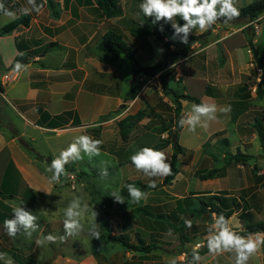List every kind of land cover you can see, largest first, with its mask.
I'll return each mask as SVG.
<instances>
[{
  "label": "crops",
  "instance_id": "1",
  "mask_svg": "<svg viewBox=\"0 0 264 264\" xmlns=\"http://www.w3.org/2000/svg\"><path fill=\"white\" fill-rule=\"evenodd\" d=\"M252 1L238 0L239 9ZM2 2L6 8L16 14V18L23 14L21 9L28 7L27 0H2ZM118 2L122 8L121 15L106 17L94 0H57V2L54 1L53 9L49 7L47 0H38L37 3L42 4V8L39 13L33 11L28 14V24H21L12 32L0 35V85L3 88L2 91L0 90V96L4 99V105L0 104V115L3 113L2 107L4 106L10 119L9 126L11 128L0 127V187L6 167L12 161L19 173L16 179L20 188L16 197L0 199L5 204L12 207L23 204V207L30 210V207H27L29 202L32 204L41 196L43 198L52 196L60 185L48 183L50 173L42 169L40 164L49 166L47 157L54 159L62 149L72 142L75 136L83 134L88 128H101L99 133L102 134L104 132L102 127L105 126L108 130L120 116L132 107V101L126 100V94L130 87V80L134 75L133 66L131 78H128L127 84L123 87L118 70L119 63L116 61L124 55L116 56L109 51L102 50L99 48V44L108 31L120 34L123 41L136 50V57L141 63V61L152 57L153 44L157 36L151 33L150 22L146 21V16L140 10L139 6L142 0H118ZM0 16L4 15L0 13ZM263 18L264 12L247 23L250 24L254 20H258V30H256L253 40L255 46L256 36L261 32L259 20H263ZM15 19L8 17L9 21L3 23L0 29ZM155 24L171 27L170 24H164L163 21ZM231 24L232 22L224 23L221 20L207 32L200 33L198 29L194 30L193 35L204 36H199L193 41L190 47L194 50L182 59L192 60L193 65L182 64L178 76L181 79L184 76L191 77L195 81H202L203 87L200 86L202 102L215 103L218 106L231 105L230 113L218 112L217 119L213 121V127L206 128L200 135H203L208 141L215 136L210 141L212 147L218 144L230 146L227 133L228 125L231 123L232 131L238 133L239 141L229 153H236L240 150L253 157L246 163L226 165L228 151H224L223 148L217 157L211 150L212 147L204 149L198 144L195 148H191L180 143L185 151L178 156V161H182V158L190 153V165L198 164L195 169H192L196 174L225 166L223 172L214 178L201 179L197 175L199 179L213 184L198 189L189 199L183 198L182 202L183 206L188 204L189 211L200 208V196L203 194H217L227 198L235 196L238 198L240 207L229 219L234 230L240 231L246 222L257 218L258 208L264 203V165L256 162L258 158L264 159L260 156L264 153H252L254 141L259 137L254 127L257 118L261 120L264 128V95L257 94L258 88L264 89V67H260L253 57L247 43L248 36L242 30L245 25L238 28L237 31L235 29L233 33H229ZM173 31L171 27L163 33L166 40L168 36H172ZM235 34L240 35L239 40L234 36ZM157 40L161 39L157 37ZM160 47L164 49V46ZM170 47L173 49V45ZM243 47H247V56L242 51ZM181 48H183L181 44L176 45V49L180 50ZM201 49L206 50L201 51ZM257 49L258 55L262 56L258 47ZM20 52H24L26 55L27 61L22 63L26 66V70L16 72L13 70L15 66L13 62ZM157 57L159 56L153 55L152 58ZM5 74H11L13 79L5 82L3 79ZM140 74L142 75V73ZM184 87L185 93H188L186 86ZM185 101L182 100L183 107ZM119 108L123 110L122 113L112 116ZM15 120L23 121L24 127H18ZM210 123L212 124V121ZM30 127L32 130L28 131ZM64 132L74 133L68 139V143L55 142L54 136ZM26 138L30 139L28 142L31 147L43 158H38L34 151L26 149L21 144L20 139L27 140ZM38 139L45 141L47 151L44 153L38 151L34 146V144H38ZM169 146L171 145L167 147ZM261 149L264 150L262 143ZM218 160L221 165L217 167L215 162ZM255 165L257 171H254ZM182 171L178 167L177 175L182 174L184 177ZM27 186L35 192L34 200L24 199L23 193ZM127 197L129 198V196ZM32 206L34 207L35 204ZM159 206H154V208L160 209ZM140 207H143L139 208L143 214L151 215L150 205ZM243 208L245 211H242ZM161 210L165 214L172 213V210L168 212L163 208ZM243 212L245 213L243 214ZM247 212L250 213V216ZM154 215L163 216V214ZM207 216L212 223L213 213H208ZM233 218L238 219V224L233 223ZM192 227L195 232L204 226L192 225ZM123 233L133 243H137L139 238L147 244L150 243L133 228L127 229L126 232L121 231L119 235ZM207 234L205 233L202 237L206 239ZM151 235L150 231L149 236ZM16 237L9 238L3 228V223L0 222V253L11 254L13 259L21 264H36L37 261L24 258L19 254L17 249L19 246H16L15 243ZM61 244L63 247L65 243ZM156 249L150 252L130 250L128 252L131 253L127 255L126 263L129 264L133 259L139 258L138 264H146L147 259L154 258L148 262L152 263L156 259L162 258L157 254ZM62 251L65 252L64 249ZM262 252L264 249L250 260L249 264H255V261L256 264H260L261 259L264 261ZM63 253L54 256L49 264L65 258L66 255ZM14 254L19 256L21 262L14 258ZM186 255L187 251L183 250L182 256L175 259L184 261L187 258ZM96 257V254L89 256L85 254L84 264H88V261L92 263L94 260L100 262L101 259ZM201 257L199 264H234L231 254L217 257L207 252ZM166 262L164 261L162 264Z\"/></svg>",
  "mask_w": 264,
  "mask_h": 264
},
{
  "label": "rangeland",
  "instance_id": "2",
  "mask_svg": "<svg viewBox=\"0 0 264 264\" xmlns=\"http://www.w3.org/2000/svg\"><path fill=\"white\" fill-rule=\"evenodd\" d=\"M54 1L57 2V0ZM239 6L240 3H237L238 8ZM8 21L7 16H0V27L3 23H7ZM231 22L232 24L229 26L228 31L229 33H233L235 29L237 31V29H240L243 25H245V27H243L242 30L247 36L252 32L256 33L254 24H247L249 23L248 18L239 16ZM259 22L261 23V32L256 36V46L259 48L262 56H264V18L263 20L260 19ZM199 36L203 37L204 35ZM234 36L237 37L238 40L240 39L239 34H235ZM155 40L152 57L153 55L159 57H150L141 61V64L146 66L162 64L164 69L157 71L154 70L155 72H152L150 75L139 74V76H142L141 87L146 83V88L143 90L140 97L134 101L130 110L120 116L119 119L113 123L111 128L106 130L105 126L102 125L104 126L102 127V129L104 128L102 134L101 132L99 133L101 128L98 129V127L88 128L83 132V134L90 135L94 139H100L103 141V144L101 145V155L99 157H93L92 159L85 157L83 161L70 163V165L76 170L67 171V176L61 177V183H59L60 186L55 190V193L52 196L49 198H43L41 196L34 201V203L31 204L29 202L27 207H30V211L38 216L39 228L37 232L33 233L31 238L24 235H17L15 243L16 246H19L17 249L22 257L31 258L35 260V262L37 261L36 264H49L54 256L58 255V253L62 254V250L64 249L65 252L63 254L66 255L65 258L52 264H84L85 260L83 257L85 254L88 256L96 254V258L101 259L100 262L94 260V262L89 263L88 261V264H127V255L131 253L128 252L130 250L124 248L120 243L109 240L106 237L107 229L102 226L105 221H108L111 224L113 235L118 236L121 231L126 232L127 229L133 228V230L140 232V234L150 242L148 244L155 243L158 245L156 252L161 255L162 258H158L152 263H148L154 259L149 258L147 259L148 262L146 264H162L164 261L178 258V256H182L183 250L189 251L197 242L205 241V238H203L202 235L207 233V227L211 224V221L207 216L208 214L204 216H191L187 209L188 204L187 206H183L182 201L184 200L183 198H185V200L189 199L194 192L198 191V189L209 187L213 183L205 182L198 178V174L195 172L193 173L194 170L192 169H195L198 164L196 163L194 166L190 165V153L185 155L182 158V161L179 160L177 163L178 167L183 170L182 173L184 174V177L182 174H178L172 182L160 185L150 191L144 190L136 184L137 187L148 193L146 201H141L139 204L127 203V201H125L124 204H120L114 202V198L110 196L113 190H119L121 193V189L127 181L137 182L139 180L150 184L151 178L138 172L132 165L129 157L139 150L141 146H154L162 142L164 138L168 136V132L173 130L175 106L171 101V97L163 94L156 75L164 71L170 72L171 76H173V79L170 80V84L173 87L177 88L180 92H185L184 86H186L188 93L199 98L202 96V90L200 89V86L203 87L202 81H195L194 79H191V77L184 76H182L181 79L180 76H178V71L181 70L182 64L188 66L193 65L192 60L182 59L190 55L194 50L190 47L194 40L189 37L188 44L173 41L169 36L167 40H157V37ZM165 42L168 44L169 51L161 55L157 49L161 48L160 46H164ZM179 44L183 46L180 50L176 49V45L179 46ZM170 45H173V49H171ZM183 50H186L185 54H183ZM242 51L247 56V47H243ZM117 62L119 63L118 70L120 79L124 87L128 82V78H131L132 62L125 56H121L116 63ZM173 64L175 65L172 66ZM129 101H133V99ZM0 104L4 105V99L1 96ZM193 104L194 103L191 101H185L182 116H186L191 111ZM2 108L3 113L0 115V127L5 126L11 129L9 126L10 119L5 112V107L3 106ZM139 110H145L147 115L132 129L127 140L124 141L120 133L118 121L124 118L127 113H136ZM122 111L123 110L119 108L112 116L122 113ZM15 121L18 127H24L23 121ZM210 122H208L207 128L213 127V121L212 124ZM31 130L30 127L28 131ZM205 130V128L198 126L195 132H190L188 131L187 126H185L181 131L180 143L183 146L191 148H195L198 144L203 146L204 149L211 148L210 141H212L215 136L209 139V141L205 140L204 136L200 135V133ZM72 134L74 133L64 132L55 135V142L68 143V139ZM227 137L230 141V146L227 144H213L216 146H213L211 150L217 157V154L222 151V148L229 153L231 148L239 141L238 133L232 131L231 123L228 125ZM29 140L30 139H27L26 141ZM34 146L41 153L47 151L45 141L42 139H38V144H34ZM162 150L167 154L168 160L171 163V154L173 152L172 147L169 146ZM252 153H264V150L261 149V141L259 137L254 141ZM260 156L264 157V154ZM257 161L260 165H264L263 158H258L256 162ZM215 163L217 167L221 165L219 160ZM40 167L46 170L48 166L40 164ZM103 168H107L108 174L106 177L101 176V170ZM50 175L51 174H49V176ZM155 179L156 184H161L163 181L161 178ZM176 181L179 182L176 183ZM78 196L82 198L83 202L88 204L90 209H94V211L98 213L96 218V230L99 232V238H96L89 232V224L87 219H85V221H83V231L76 236L68 237L64 242L65 244L63 247L61 244L62 242H59V240L56 243H45L42 246H38L36 244L38 238L43 239V237L48 234L57 237L64 235V210L69 202L74 197ZM124 197L126 200L130 199L127 196ZM33 204H35V209L32 206ZM147 204L151 207V211H149L151 215L143 214V212L139 211V208H143L140 206ZM154 206H159L160 209L157 207L154 208ZM161 208L167 212L172 210V213L165 214ZM153 213L163 214L164 217H155ZM257 213H259L256 216L257 218H252L251 222L264 220V203L258 208ZM88 215H90V213ZM185 219L191 220L192 225H202L204 227L199 228L194 232L192 226L191 228L185 226ZM232 221L234 224H238L239 222L237 218H233ZM205 222L208 223L206 224ZM170 224H173L175 228L182 224L185 234L190 237V241L184 244L181 243L179 233L175 228L173 229ZM168 229H172L173 236H167ZM150 231L152 232L151 236H149ZM5 254L6 258H11L13 264H21L15 261L11 254L6 252ZM262 256H264V252H262ZM68 260H71V262H68ZM138 262L139 258H135L129 264H138ZM0 264H4V261L0 260ZM260 264H264L262 259Z\"/></svg>",
  "mask_w": 264,
  "mask_h": 264
},
{
  "label": "clouds",
  "instance_id": "3",
  "mask_svg": "<svg viewBox=\"0 0 264 264\" xmlns=\"http://www.w3.org/2000/svg\"><path fill=\"white\" fill-rule=\"evenodd\" d=\"M237 3L238 0H142L139 7L147 18H152L153 23L163 21L164 24L171 25L174 30L170 37L171 40L188 44L189 36L194 30L198 29L200 33H204L211 30L218 21L222 20L224 23H228L237 19L240 15ZM27 5L28 7L21 9L25 15L33 11L39 13L42 8V4H38L37 0H27ZM0 13L11 19L16 18V14L6 8L2 0H0ZM177 17H180L184 23H178ZM163 30V24H161L160 31ZM205 50L201 49V51ZM157 51L163 53L164 49L158 48ZM13 70L16 72L25 71L26 66L17 62ZM218 112L230 113L231 105L218 106L208 102L193 104L191 111L179 119L178 125L181 128L187 126L190 132H195L198 126L206 129L208 122L217 119ZM102 144V140L94 139L90 135L75 136L72 142L51 160L46 169L51 174L48 177V183H61V177H66L68 174L66 165L83 161L85 157L88 159L99 157ZM129 159L138 172L151 178L148 185L151 188L157 186L155 178L163 179L173 174L171 163L163 150L144 146L134 152ZM107 174V168H103L101 176L106 177ZM125 187L130 199L126 200L119 190H113L110 196L114 198V202L124 204L127 201V203L139 204L141 201L147 200L148 193L135 184L128 183ZM22 205L14 207L12 218L4 221L3 228L11 238H15L17 235L31 238L39 228L38 216ZM89 213L90 215H88ZM97 215L98 213L94 209H90L81 197H74L64 210V235L57 237L48 234L43 239L38 238L36 244L42 246L45 243H56L58 240L65 242L68 237L76 236L83 231L85 219L89 224V232L99 238V232L96 230ZM184 223L186 227L191 228V220L185 219ZM207 233L204 242H197L192 247L191 258L186 261V264H199L202 259L200 250L203 247H206L208 253L213 256L231 254L234 264H249V261L264 249V234H239L231 226L230 219L223 213L219 215L213 213L212 223L207 227ZM167 236H173L172 229H168ZM0 260H3L4 264H13L11 258H6L5 253H0ZM167 264H178V261L173 258L168 260Z\"/></svg>",
  "mask_w": 264,
  "mask_h": 264
},
{
  "label": "trees",
  "instance_id": "4",
  "mask_svg": "<svg viewBox=\"0 0 264 264\" xmlns=\"http://www.w3.org/2000/svg\"><path fill=\"white\" fill-rule=\"evenodd\" d=\"M95 3L98 5V7L102 10V13L106 17H116L121 15L122 8L118 2V0H94ZM47 3L50 8L55 7V3L53 0H47ZM264 12V0H253L251 3L242 6L240 9V15L241 17L248 18L249 20L254 19L258 15ZM147 22H150V28L151 33L155 34L158 38L164 40L165 31L168 29H171L169 25L163 26V31H160V26H157L155 23H153L152 18L145 17ZM177 22L180 24H183L184 21L180 18H176ZM29 22V15L21 14L13 20L12 22L4 25L0 29V35L8 34L12 32L15 28H17L19 25H26ZM192 38V40L197 39L198 35L190 34L189 36ZM254 38L255 33L252 32L247 37V43L250 46V49L253 53V57L257 60L258 65L260 67H264V56L258 55V49L254 45ZM99 48L105 51H109L113 53L116 56L124 55L125 57L129 58L132 62L134 75L133 78L130 80V87L126 94V100H132L136 97L138 90L140 89V76L139 74L142 73L143 75H150L152 72H155L157 70L164 69L162 64H157L155 66H143L141 65L140 61L136 57V50L125 43L121 37L120 34H117L113 31H108L102 38ZM169 51V47L167 42L164 43V53ZM186 53V50H183V54ZM27 61L26 55L24 52H20L16 58L14 59L13 65H15L17 62L25 63ZM155 70V71H154ZM173 79V76H171L170 72L164 71L161 72L158 76V82L160 84V87L162 89V92L164 95L170 96L171 101L175 106V117H174V125L173 130L168 132V136L164 138V140L154 146H148L156 149H164L168 145H171L173 148L172 158H171V166L173 174L164 178L161 184H156L157 188L160 185H165L167 183L172 182L177 173H178V156L182 153H184L185 148L180 144L179 137L180 132L182 128L178 125L179 119L182 117V111H183V104L182 100L191 101L195 104H200L202 101L197 96L191 95L190 93L180 92L177 88L173 87L170 84V80ZM0 90L2 91L3 88L0 85ZM257 94L259 96L264 95V89L258 88ZM147 115V112L145 110H139L136 113H128L124 118L118 121V126L120 128V133L122 136V139L125 141L127 140L129 133L132 131V129L140 123ZM254 127L256 128L260 141L262 143V146L264 147V128L261 120L259 118L256 119V122L254 124ZM21 144L28 150L36 151L31 147V144L24 140L20 139ZM144 147V146H141ZM140 147V148H141ZM36 156L38 158H43L42 155H39L36 153ZM253 156L250 154L242 153L240 150H238L236 153H227L226 154V165H229L231 163H237L242 164L246 163L248 159H251ZM46 160L48 161L49 165L51 163L52 158L47 157ZM223 168H213L209 169L203 172H200L198 176L201 179H210L214 178L218 175H220L223 172ZM67 171H75L76 169L73 168L70 164L66 165ZM254 171H257V166H254ZM18 171L16 170L14 164L12 161L9 162V164L6 167V170L4 172L3 176V183L0 187V199H11L18 195L19 193V186L18 181L16 179V176H18ZM132 183L137 184L140 187H142L144 190H152L155 188H151L148 185L141 181L133 182V181H127L125 182L123 188H122V195L128 196L127 188L125 187L126 184ZM23 197L26 200H34L35 198V192L32 188L26 187L25 192L23 193ZM240 207V204L238 202V198L235 196H231L230 198H227L226 196L217 195V194H203L200 196V208L199 209H190L189 215L191 216H202L205 214H212L215 213L217 215L223 213L227 218H230L233 213H235ZM13 208L10 205L5 204L0 200V222L4 224V221L6 219H11L13 214ZM242 211H245L244 208ZM245 212H243L244 214ZM249 213V212H247ZM250 216V213H249ZM155 217L163 218L164 216L161 215L159 217L158 215H155ZM171 227L174 229V225L170 224ZM105 229H107L106 237L109 240H112L114 242L120 243L124 248L132 251H145L150 252L153 249L158 248L157 244H147L144 240L141 238L138 239L137 243H133L128 239V236L126 234H120L118 236L112 234L111 230V224L108 221H105L102 224ZM177 232L179 233V238L181 243H186L190 241V237L185 234L184 227L181 224L177 228H175ZM241 235H248V234H256V233H262L264 234V220L255 221V222H246L244 225V228L240 231H238ZM206 240V239H205ZM208 250L206 247L201 248L200 254L201 256L207 253ZM14 258L18 261H20V258L17 254H14ZM191 258V250L187 251V258L186 260H177L178 264H186L187 260H190ZM21 262V261H20ZM164 264H167L164 263Z\"/></svg>",
  "mask_w": 264,
  "mask_h": 264
},
{
  "label": "built area",
  "instance_id": "5",
  "mask_svg": "<svg viewBox=\"0 0 264 264\" xmlns=\"http://www.w3.org/2000/svg\"><path fill=\"white\" fill-rule=\"evenodd\" d=\"M258 20H254L252 23L254 24L256 30H258V23H257ZM143 75V74H142ZM159 74L156 75V77H158ZM142 76H140V79H141ZM4 81L5 82H8V81H11L13 79V76L11 74H5L4 75ZM147 84H143V86L140 88V90L138 91L137 95H136V98L137 99L139 97V95L143 92V90L146 88ZM135 99L131 102V105L134 103ZM130 107V106H129ZM128 107V108H129Z\"/></svg>",
  "mask_w": 264,
  "mask_h": 264
}]
</instances>
